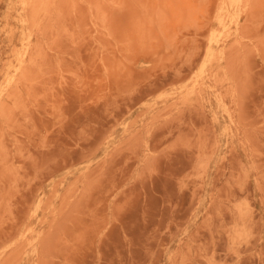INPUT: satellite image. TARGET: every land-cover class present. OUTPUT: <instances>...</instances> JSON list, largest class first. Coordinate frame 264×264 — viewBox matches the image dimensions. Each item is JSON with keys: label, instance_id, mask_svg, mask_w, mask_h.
<instances>
[{"label": "rangeland", "instance_id": "obj_1", "mask_svg": "<svg viewBox=\"0 0 264 264\" xmlns=\"http://www.w3.org/2000/svg\"><path fill=\"white\" fill-rule=\"evenodd\" d=\"M0 264H264V0H0Z\"/></svg>", "mask_w": 264, "mask_h": 264}]
</instances>
